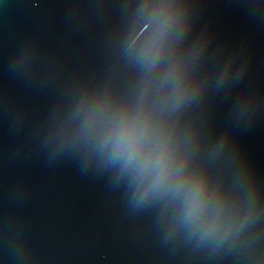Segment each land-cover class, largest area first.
<instances>
[{
	"label": "water",
	"instance_id": "95a60500",
	"mask_svg": "<svg viewBox=\"0 0 264 264\" xmlns=\"http://www.w3.org/2000/svg\"><path fill=\"white\" fill-rule=\"evenodd\" d=\"M0 264H264V0H0Z\"/></svg>",
	"mask_w": 264,
	"mask_h": 264
}]
</instances>
